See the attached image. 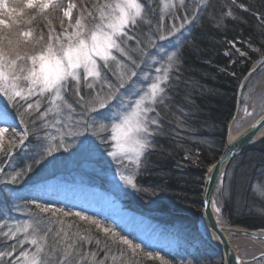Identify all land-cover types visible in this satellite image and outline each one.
Wrapping results in <instances>:
<instances>
[{
	"label": "snow or ice",
	"instance_id": "obj_1",
	"mask_svg": "<svg viewBox=\"0 0 264 264\" xmlns=\"http://www.w3.org/2000/svg\"><path fill=\"white\" fill-rule=\"evenodd\" d=\"M220 9L213 14L211 0H0V193L12 196L10 185L51 163L69 140L85 152L109 148L120 179L150 191L138 188L137 177L165 134L163 112L180 81L190 30L205 19L225 29L227 19L243 22L239 10H252L248 0H225ZM253 15L264 36V11ZM226 43L224 55L237 57L230 63L247 58L238 47L246 42ZM196 142L211 148L210 140ZM19 153L26 155L22 166L15 163ZM41 200L0 214V264H138L140 258L169 264L96 215ZM208 205L222 215L219 202ZM12 210L29 219L13 220ZM241 264H264V247Z\"/></svg>",
	"mask_w": 264,
	"mask_h": 264
},
{
	"label": "trees",
	"instance_id": "obj_2",
	"mask_svg": "<svg viewBox=\"0 0 264 264\" xmlns=\"http://www.w3.org/2000/svg\"><path fill=\"white\" fill-rule=\"evenodd\" d=\"M211 2L215 10L213 14H215L221 10L220 4L225 0H211ZM248 4L251 6V11L239 10L238 12L243 22L241 19L235 21L227 19L224 21L226 28L217 30L205 19L190 30L191 43L183 49L180 81L170 93L171 104L163 112L165 134L157 137L156 143L159 147L149 156L147 170L137 177L138 188L150 191L146 193L133 188L125 192L124 198L121 199L125 208L160 225L185 228L187 232L197 233L206 169L218 159L225 145L242 78L248 69L264 56V36L261 35L260 21L253 15V12L257 10L264 11V0H248ZM234 38L246 42L238 47L248 52L247 58L239 59L236 64L230 63V59H237L236 56L230 58L224 55L228 47L226 41ZM248 42H251V50L247 46ZM233 72L236 73L235 76L231 75ZM255 74L256 72L250 79ZM185 97L191 103H188ZM179 109L184 111V116L180 115ZM181 119L185 120L184 125L179 123ZM203 139L212 142L211 148L196 142ZM95 143L97 142L93 141L94 145ZM66 146L67 150H61L55 154L51 163L35 168L22 182L10 185L9 191L15 195L14 198L0 193V214L12 208L13 205L27 203L20 190L42 178L60 174V165L72 162L73 158H78L74 161L76 165L74 170H80L81 173L84 171L83 174L86 175L88 164L95 170L94 175L86 176L89 181L99 177L106 181L101 174L96 173H107L104 169V167L108 168L107 163L104 162V155L109 148L93 146L90 151L85 152L75 147L71 140ZM196 151L200 155L195 162L185 159L186 153ZM57 156L62 158L58 159ZM25 160L26 155L19 153L15 163L22 166ZM226 173L227 175H224L220 181L221 186H224L223 189H226V196L221 204L224 219L233 225H242L251 229L264 228V219L254 214L255 206L250 205L251 203L258 205L262 202V199L255 195L252 187L255 182L264 180V139L239 155ZM2 204H7V207H2ZM250 210L251 212H247ZM13 211L9 214H16ZM77 224L82 229L88 227L86 224ZM117 230L134 239L124 229ZM199 238L202 239L200 236ZM134 240L139 243L136 239ZM203 243L207 245L204 240ZM209 246L212 253L205 252L201 248L195 254L189 251L171 252L164 248L154 249L148 246L145 248L154 254L159 252L169 264H208L209 262L221 264L219 256L221 253L211 245ZM138 264H160V262L140 258Z\"/></svg>",
	"mask_w": 264,
	"mask_h": 264
},
{
	"label": "rangeland",
	"instance_id": "obj_3",
	"mask_svg": "<svg viewBox=\"0 0 264 264\" xmlns=\"http://www.w3.org/2000/svg\"><path fill=\"white\" fill-rule=\"evenodd\" d=\"M245 108H247V112L244 110ZM263 112L264 66H260L258 71H256L255 76L248 80V84H246V88L242 93L240 115L238 116L232 130L235 132L241 131L245 126L255 120ZM249 113H251V115H249ZM15 123L17 127H20L18 118ZM73 145L75 147L81 148L79 141ZM61 150H67V146L66 149ZM55 154H58V152ZM71 154L73 155L74 153ZM61 158L62 157H58V159ZM76 159L78 158H73V160L71 159L72 162L60 165V168L62 169L59 171L60 174H54L50 175L49 177L42 178L35 183L29 184L23 190H20V192L23 194V197L26 198V202H29L33 197L39 196L43 197V200L38 201V203L51 201L54 202L58 207H65L74 211L82 210L87 212L89 215H96L97 218L106 221V223L109 225H114L119 230L124 229L126 232L130 233L139 243L154 249L165 247L169 248L171 252L189 251L190 253L195 254L199 248L203 249L205 252L212 253V249L209 245L211 244L212 246L213 244L214 246H217L216 243L214 244L213 242L207 241V239L204 238V240L207 241L206 245L203 243V240L199 238V236L203 234L202 227L200 229L201 232L199 231V233H196L195 231L187 232V229L185 228H172L160 225L159 223H152V221L142 216L141 217L143 219L140 220L136 217L129 216L127 212H125L124 216H127L128 222H118L116 219H114V215L108 211L111 209L110 205L114 204V202L109 201L107 209H100L99 207H90L86 205L88 196H95L97 191H102L104 196L112 197L114 201L120 203L121 207L124 208L121 203V199L124 198L125 192L132 190L133 188L120 179L122 170L118 169L115 161L107 154L104 155V162L107 163L108 167H104V169L107 171V173H100L96 171L98 172L96 174H101V176H103L106 181L101 180L100 177H94L96 180L90 179V181H94L95 184L90 183L88 179V174L94 175L95 170L89 164L86 165V175L83 174L84 171L81 173L80 170H74L73 168L76 166L74 161ZM81 159L82 157L79 159V161ZM97 184L105 186L100 187ZM83 185L89 186L90 189L87 188L84 190L82 188ZM223 187L224 186H221V183L218 185L215 196V201L219 202L220 206L225 199L224 197L226 196V189H223ZM218 188H221V190L218 191ZM252 189L255 192V195L262 199V202L258 203V205H255L254 203L250 204L255 206L253 213L264 219V214H262V211H264V180L261 182H255ZM104 196H102V200L107 199ZM12 197L14 198L15 195H12ZM65 198L69 200H64ZM2 207H7V204H2ZM85 209L92 210L93 212H88ZM124 210L130 211L125 208ZM247 212H251V210ZM13 213L16 214H9L13 220L24 221L29 219L26 212H18L14 210ZM123 213L124 211H120L118 216L121 217ZM132 213L138 215L137 213ZM217 217L221 224L225 226H235V224H229L224 219L225 217L223 216V213L222 215L217 214ZM76 222L85 225L82 221L77 220ZM228 235L231 241L235 243L236 252L241 260H250L252 255H258L259 249L264 247V239H255L236 233H229ZM129 238L132 239L131 237ZM219 256L221 258V264H223L222 254ZM208 264L217 263L209 262Z\"/></svg>",
	"mask_w": 264,
	"mask_h": 264
},
{
	"label": "water",
	"instance_id": "obj_4",
	"mask_svg": "<svg viewBox=\"0 0 264 264\" xmlns=\"http://www.w3.org/2000/svg\"><path fill=\"white\" fill-rule=\"evenodd\" d=\"M262 61H264V56L248 69L238 87L235 113L228 126L225 145L217 159L219 160L221 156H225L224 166L210 172V169H212V165L217 161L215 160L206 169L203 180L201 193V210L199 216L200 222L210 232V234L213 236V239L217 243V248L222 254L223 264H241L242 261L229 241V233H236L243 236H252L257 239H264V229H248L241 226H225L221 224V222L218 220L217 215H215L216 212L214 208L209 207L208 205L209 201L216 202L215 196L218 184L221 178L225 175L231 163L246 149L264 139V112L247 126H245L237 134V136L232 139L230 138L231 129L240 108L244 85L256 72V70L260 66H262ZM221 229H223L222 233L220 231Z\"/></svg>",
	"mask_w": 264,
	"mask_h": 264
},
{
	"label": "bare ground",
	"instance_id": "obj_5",
	"mask_svg": "<svg viewBox=\"0 0 264 264\" xmlns=\"http://www.w3.org/2000/svg\"><path fill=\"white\" fill-rule=\"evenodd\" d=\"M240 115V111L238 112V116ZM237 116V118H238ZM240 132V131H239ZM239 132H235L233 130H231V133H230V138H234L235 136H237V134ZM82 188L85 190V189H90L89 186H86V185H83ZM58 192V190H57ZM102 196H104V194L102 193V191H97V194L95 196H88L87 197V200H86V205L90 206V207H99L100 209H107L108 207V204H109V201H112L114 202V204L110 205V208L108 211L110 213H112L114 215V219H116L118 222H128L127 220V216H124L125 212H127V214L129 216H132V217H136L137 219H140L142 220L143 218L140 216V215H135L133 214L132 212L130 211H127V210H124V208L121 207L120 203H117L116 201H114L112 199V197H106L107 199L105 200H102ZM64 200H69L67 198H65ZM120 211H124L123 215L120 217L118 216V214H120ZM116 215V216H115ZM215 215H217L215 213ZM203 226V234L204 236H206V238L213 242L215 244V240L213 239V236L210 234V232L205 228V226L202 224ZM133 228V227H131ZM228 238H229V235H228ZM229 241L230 243L232 244V246L234 247V249L236 250V247H235V243L231 241V239L229 238Z\"/></svg>",
	"mask_w": 264,
	"mask_h": 264
}]
</instances>
